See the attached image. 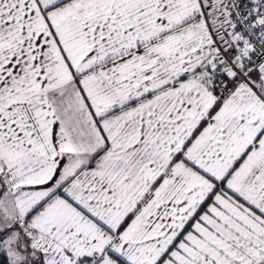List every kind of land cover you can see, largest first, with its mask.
<instances>
[{
    "label": "snow or ice",
    "instance_id": "6c2138e0",
    "mask_svg": "<svg viewBox=\"0 0 264 264\" xmlns=\"http://www.w3.org/2000/svg\"><path fill=\"white\" fill-rule=\"evenodd\" d=\"M0 264H264V0H0Z\"/></svg>",
    "mask_w": 264,
    "mask_h": 264
}]
</instances>
